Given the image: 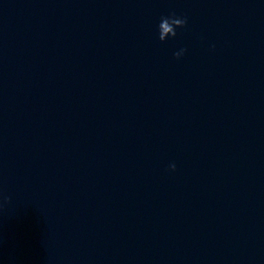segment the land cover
Instances as JSON below:
<instances>
[{"label": "clouds", "instance_id": "1", "mask_svg": "<svg viewBox=\"0 0 264 264\" xmlns=\"http://www.w3.org/2000/svg\"><path fill=\"white\" fill-rule=\"evenodd\" d=\"M187 25V18L186 17H177L175 13H172L170 16L161 17L160 23L158 25L159 31V40L164 42L169 37H176L177 28H183ZM186 49H181L178 52L174 53V56L179 59ZM172 171H175L176 165L173 163L170 166ZM7 199V198H6Z\"/></svg>", "mask_w": 264, "mask_h": 264}]
</instances>
